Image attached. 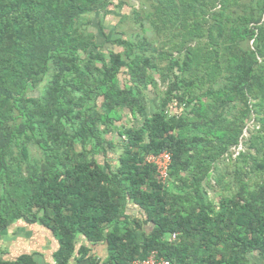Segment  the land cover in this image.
Here are the masks:
<instances>
[{"label":"trees","instance_id":"obj_1","mask_svg":"<svg viewBox=\"0 0 264 264\" xmlns=\"http://www.w3.org/2000/svg\"><path fill=\"white\" fill-rule=\"evenodd\" d=\"M112 5L0 0V240L23 220L51 232V264H100L88 246L76 250L79 236L107 244L102 264L154 250L172 264H255L249 254L264 256V0H150L131 13L141 32L98 35L93 16ZM148 87H164L149 115ZM164 150L165 181L145 162ZM1 255L0 264H40Z\"/></svg>","mask_w":264,"mask_h":264},{"label":"crops","instance_id":"obj_2","mask_svg":"<svg viewBox=\"0 0 264 264\" xmlns=\"http://www.w3.org/2000/svg\"><path fill=\"white\" fill-rule=\"evenodd\" d=\"M100 20H108V15L103 17L102 14H97ZM106 34L107 32L103 30ZM148 90V89H147ZM145 90L144 102L146 112L148 111L149 97ZM156 104V103H155ZM156 108H154L155 110ZM153 110V111H154ZM152 111V112H153ZM149 115L148 113H146ZM133 218H140L142 215L134 205L128 206L126 210ZM148 231V226H144ZM80 245H86L90 248V254L96 256L100 260V264L105 260L108 254L107 244L102 242L98 244H90L84 237L79 236L77 239L76 250ZM58 244L53 238L51 232L40 224H27L23 220H18L9 226L0 240V250L2 251L3 259H14L20 254H32L35 260L40 264H51L53 261V252L57 249ZM249 259L255 264H264V256H260L257 252L249 254ZM83 264V263H72Z\"/></svg>","mask_w":264,"mask_h":264},{"label":"rangeland","instance_id":"obj_3","mask_svg":"<svg viewBox=\"0 0 264 264\" xmlns=\"http://www.w3.org/2000/svg\"><path fill=\"white\" fill-rule=\"evenodd\" d=\"M149 1L150 0H112L113 5L110 6L112 12L108 15L109 17L108 20L104 19V22H102L99 16L94 15L92 24L90 25V29L96 31L98 35L101 34V29L105 30L107 32V35H109L110 37L111 36L115 37L119 33H125V35H130L132 32L135 31L141 32L139 27L135 26V24L133 23V20L131 18V13L134 11V9H138L141 6L142 7L145 6L147 8V5H149ZM120 2H123V4ZM103 41H104V36L102 34V37L100 38L99 42L102 43ZM109 49L121 50V48H117L116 46L106 43L103 50L108 51ZM162 89H164V87ZM162 89H159L157 92L153 88L148 87L146 95L147 97H149L150 102L147 109L148 111L146 113L151 114L154 108H156L158 93H160ZM135 123H137V121H134V124ZM252 124L253 122H250L247 126L244 127L243 135L248 136V130L253 126ZM239 150H244V146L242 144H239L237 148L231 149L232 151L231 158L228 160L229 162L226 161L227 163H229V171L231 170L232 167L231 162L234 161V158L238 154ZM119 153L120 151H118L116 154L113 153L110 155V159L112 162ZM100 161H103V158H100ZM209 192L211 193L212 191L209 190Z\"/></svg>","mask_w":264,"mask_h":264},{"label":"built area","instance_id":"obj_4","mask_svg":"<svg viewBox=\"0 0 264 264\" xmlns=\"http://www.w3.org/2000/svg\"><path fill=\"white\" fill-rule=\"evenodd\" d=\"M145 162L155 167L156 173L162 180L168 179L169 168L171 164V153L164 150L158 154H148L145 156ZM175 237V234H173ZM126 264H172L169 260L159 256L157 251H151L144 259H134Z\"/></svg>","mask_w":264,"mask_h":264}]
</instances>
